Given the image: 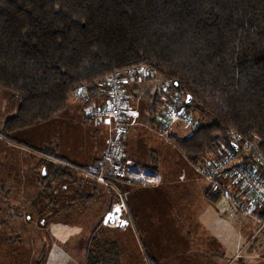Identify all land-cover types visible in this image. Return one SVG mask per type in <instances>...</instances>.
Wrapping results in <instances>:
<instances>
[{
	"label": "trees",
	"instance_id": "16d2710c",
	"mask_svg": "<svg viewBox=\"0 0 264 264\" xmlns=\"http://www.w3.org/2000/svg\"><path fill=\"white\" fill-rule=\"evenodd\" d=\"M134 66L168 81V100L171 90L181 95V111L195 103L211 116L184 137L168 135L189 163L201 167L204 155L218 161L233 151L236 163L253 166L264 179V0H0V88L17 101L0 136L21 145L9 133L60 113L78 88L86 97L103 88L107 95V79L118 74L123 84L129 77L121 73ZM35 151L66 164L40 160L46 189L63 180L80 184L86 166L64 160L54 145ZM239 153L244 156L236 161ZM222 172L229 175V168ZM106 179L116 189L127 181ZM89 184L97 189L95 181ZM73 189L68 202L74 196L92 201L97 193ZM51 195L50 206H58ZM205 196L216 202L222 193L209 188ZM120 258L100 220L87 238L83 264H120Z\"/></svg>",
	"mask_w": 264,
	"mask_h": 264
},
{
	"label": "crops",
	"instance_id": "0c3cea01",
	"mask_svg": "<svg viewBox=\"0 0 264 264\" xmlns=\"http://www.w3.org/2000/svg\"><path fill=\"white\" fill-rule=\"evenodd\" d=\"M165 81L156 73H151L149 77L123 79V117L128 124L127 133L122 139L125 162L130 167L156 174L158 180L118 182L117 188L123 195L131 218V225L125 229L109 230L110 237L121 250L120 264H232L236 260L239 264H249L251 254L258 253H255L252 247L259 250L264 247V234L257 230L259 207L252 206L249 212L242 213L243 216L240 217L237 214L240 215L241 212L234 207L236 212H233L231 207L221 202V198L216 202H210L206 198L205 194L211 182L222 183L228 179V176L221 172L214 177H208L205 174L206 165L214 161L216 156L213 153L202 157L199 168L187 161L183 152L168 136L179 137L178 134L170 131V134H161L157 129V120L169 99L167 93L161 89ZM106 101L104 88L96 95L86 97L85 101L75 92L68 97L64 110L50 118L46 126L39 122L18 132L30 134L33 129V134H45L47 129L53 137L45 143L35 141L34 147L54 145L57 155L64 160L78 166L92 165L101 159L108 136L109 122L105 120L97 122L85 117L83 107L85 103L102 107ZM16 105L17 101L12 99L6 90L0 88V127L6 118L15 113ZM184 111L186 112L182 109V112ZM186 135L188 134L181 137ZM75 138H78L79 142L71 145L70 141H74ZM65 140L67 142L64 143ZM22 146L12 144L10 140L0 136V148L4 149L7 156L10 151L14 153L18 151L28 154L31 160L33 156H30L31 153ZM4 152L1 153L2 156L5 155ZM239 155L241 153L238 154L236 161H240ZM0 166L3 167V163H0ZM35 166L34 163L27 164L24 171L30 170L36 176V170L39 169ZM38 178L40 179L39 174ZM8 179L10 175L0 176V183ZM37 181L41 187L40 180ZM225 186L231 192L229 186ZM102 190L104 193L100 194L97 191L92 201H77L75 196L69 200L68 209L74 207L79 211L78 213H83L93 207L97 196L106 198L105 207L100 208L98 213V220L86 231L87 238L113 202L111 191L106 188ZM238 197L240 202L250 204L246 192ZM225 199L229 201V198ZM231 202L233 204L232 200ZM76 204L78 206L75 208ZM228 209L230 216H236L238 224L241 223L240 229H234L228 221L223 222L222 214L227 213ZM49 210L55 214L50 213L49 219L42 220L41 217L36 218L37 216L34 215V224L40 232L46 228L55 235L71 234L70 232L76 231L77 226L73 222L60 219L59 214L66 211V208L62 210L57 205H51ZM35 213L38 215V212ZM45 222L46 228H43ZM0 224L6 225L4 222ZM245 224L253 225V229L251 231L248 229L247 234L243 236L241 231L246 227ZM255 229L259 234L257 236H253ZM53 243L52 238L48 249L51 264H71V262L83 264L86 243L81 248L80 258L77 255V261H72L76 257L73 246L72 250L67 252L63 247ZM53 257L58 262L52 263Z\"/></svg>",
	"mask_w": 264,
	"mask_h": 264
},
{
	"label": "rangeland",
	"instance_id": "374dc122",
	"mask_svg": "<svg viewBox=\"0 0 264 264\" xmlns=\"http://www.w3.org/2000/svg\"><path fill=\"white\" fill-rule=\"evenodd\" d=\"M170 86L171 84L168 81H165L162 84L161 89L163 92L168 93L170 92L171 89ZM171 94H173L174 96L175 93H172L171 90ZM178 97H179V101L183 99L181 95H179ZM169 101L170 100H168V102ZM181 114L184 115V118L187 117L190 118L192 124L189 125L182 119H175L169 125L168 128H165L164 126L161 125L158 118L157 129L160 131V133L161 134L175 133L178 134L179 137H181L182 135L187 134V132L191 131L192 128L195 126V124L198 123L202 124L211 121V116L202 112L196 106L195 103L190 104L188 106V110L186 112L185 111L182 112ZM49 122L50 120H47L45 122H42V124L45 125ZM73 130L75 131V129ZM9 134H13L11 138L15 141L22 143L21 144L23 145L22 147L27 149L29 153H31L30 156L33 157H31L30 160L28 158L29 156L28 154L22 152L18 153V151L16 153H14V151L13 152L10 151V153H8L7 156L6 155L7 153L3 151L4 149L2 150L0 148V154L2 152L5 153V155L3 156L2 154L0 155V163H3V167L0 166V176L5 177L7 175H10V179L4 181V183H0V223L1 222L6 223V225L0 224V264H51V258H48L49 255L48 249L50 247V243H52V238L54 242L53 245L56 244L57 246L63 247L67 252H70L72 250L71 247L73 246L76 252L75 254L76 257L72 261H77V255L80 258L79 255L81 253V248L85 245L87 240V236L85 235H87L88 233L86 231L87 229H90V227H92V225L96 223V221L98 220L97 219L98 213L100 211V208L105 207L104 205L106 204L105 203L106 198H98L97 196V198H95L94 201L95 204L93 205V207H90L89 210L83 213H78L79 211L75 210L74 207L68 209V207L70 206V202H68L67 198L68 196H70L69 194H71L72 191L74 190L73 187L77 189H81L85 193L99 191L100 194L104 193V191L102 190L103 188L111 189L110 187L101 185L98 181L94 180L95 176L98 174L100 170V167L96 169L97 166H100V160H97L94 163L95 165L98 164L97 166H95L94 169H92L93 167L92 164L86 166L87 169L81 170L82 172L78 174V178L79 179L81 178L79 185H72L70 182H68V180H63L60 181L59 183L56 182L53 183V186L51 184V187L46 189L45 185L43 186L41 185L40 187L37 181L40 180L38 178V174L39 175L40 173L43 174V170H44L43 165H41L42 161L40 160H43L42 158H44L50 162L55 163L56 165L60 164L59 166L61 167H64L66 164L64 165L56 161L54 162L51 159L52 157L45 158L44 156H42V154H39L37 151H35L37 147L36 146L34 147V145H35V141H38L40 143H45L50 141L51 137H53V134H51L50 131L47 132V129L45 134L44 133L33 134V129L30 131V134H20L18 131H14ZM65 142L67 141L65 140L64 143ZM70 142L71 145L73 143L77 144L79 142V139L75 138L74 141H70ZM244 145L245 147H243L244 148L243 153L249 154L251 152V148H250L251 145L250 144H249L250 146H248L247 144ZM242 156L244 155L239 156L240 160ZM30 163H34L36 165L35 167L39 169V171L36 170L37 171L35 173L36 176H34V173L33 172L31 173L30 170L24 171L25 166H27V164ZM221 174H224V172ZM217 175H219V173ZM226 176H228V179L224 180V182L222 183L220 181L217 182L212 181L209 188H211L212 191H215V189L220 190L223 197V198L221 197V202L225 206L231 207L233 212H236V210L233 209V207L236 208L238 211H240L241 212L240 215L237 214V216L242 217L243 216L242 213L246 214L245 205H249L250 208H252V206H258L260 212L258 214L257 230L262 232L260 227L261 223L259 220H263L262 218H264L263 208L260 207L258 203L254 202L252 197L244 190V188L241 186L240 183L234 181L228 175V173H226ZM102 178H104V180H107L106 179L107 177L105 175H102ZM91 181H95L97 183L98 185L97 189H94L93 186L94 184H89V182ZM225 185L229 186L231 192L227 190V188H225L226 187ZM52 192L55 194V197L58 199L59 204L57 207L59 209L62 208V210L66 208V211H63L59 214L60 219L64 220L65 222H73L77 226L75 232H70L71 234L59 233L55 235L53 232H50L49 228L48 229L46 228V222L43 226V228L46 229L41 232L39 231V228L36 227V225L34 224L35 223L34 215L37 216L36 218L41 217L42 220L44 218L49 219V216L51 215L50 213H52V211L49 210L50 201L48 200L52 196L51 195ZM243 192H246L248 194L250 198L249 200L250 204H244L240 202L238 195L242 196ZM225 198H229V201H227ZM231 200L233 201V204ZM44 205L45 207L49 208V209L46 208L48 213L42 212V210H45ZM77 206L78 204L75 205V208ZM223 208L225 209V207ZM35 212H38V215H36ZM222 218L224 219L223 222L228 221V223H231L234 229L236 228L240 229L239 224L241 223L238 224V219L236 218V216H230L229 209L227 213L224 214L223 212ZM41 219L39 220L40 222ZM245 226L246 227H244V229L241 231L243 236L247 234L248 229H250V231L253 229V225L251 224L250 225L245 224ZM105 228L109 230L118 229V228H108V227ZM119 230H123V229H119ZM257 230L255 229L253 236L259 235ZM251 244L254 245L252 241ZM252 248L255 249V253L257 252L258 253L251 254V258H250L251 260L249 264H264V247L260 250L256 249L255 247ZM227 260L228 259H226V261ZM54 262L55 263L58 262L55 257H53L52 259V263ZM221 263H223V261H221ZM232 264H239L238 260L234 261Z\"/></svg>",
	"mask_w": 264,
	"mask_h": 264
},
{
	"label": "built area",
	"instance_id": "2783aa9c",
	"mask_svg": "<svg viewBox=\"0 0 264 264\" xmlns=\"http://www.w3.org/2000/svg\"><path fill=\"white\" fill-rule=\"evenodd\" d=\"M152 72L144 66H134L124 70V75L128 77H146ZM118 74H113L107 79V101L102 107H94L93 105L85 104L83 107L84 116L101 122L103 120L109 122L108 136L105 147L101 156V167L98 174L95 176L96 181L101 185L108 186L113 190L114 199L110 207L102 216L101 223L108 228L124 229L131 225V218L127 210L123 195L114 188L109 181L104 180L102 175L112 178H123L128 181H145L155 182L158 176L150 171L130 167L125 162L122 139L127 133L128 124L123 117L124 101L122 94L121 79ZM79 96L85 100V91L83 88H78ZM179 94H172L171 99L167 102L166 107L162 110L159 116V121L162 126L168 128L175 119H182L187 124H192L190 118H184L182 111L179 109ZM247 144V143H245ZM250 146L249 144H247ZM246 145V146H247ZM251 147V146H250ZM229 168V175L234 181L241 184L244 190L252 197L254 202L258 203L264 211V179L258 176V171L253 166L244 165L235 162V154L233 151H228L218 161L210 164L207 170V176L213 177ZM214 186V184H213ZM249 205H245V212L250 210ZM260 221V227L264 234V218Z\"/></svg>",
	"mask_w": 264,
	"mask_h": 264
},
{
	"label": "water",
	"instance_id": "95a60500",
	"mask_svg": "<svg viewBox=\"0 0 264 264\" xmlns=\"http://www.w3.org/2000/svg\"><path fill=\"white\" fill-rule=\"evenodd\" d=\"M172 84H174L176 86V83L175 82H173Z\"/></svg>",
	"mask_w": 264,
	"mask_h": 264
}]
</instances>
